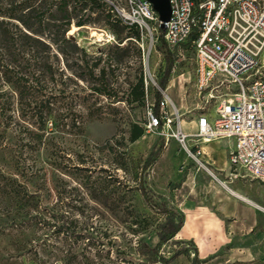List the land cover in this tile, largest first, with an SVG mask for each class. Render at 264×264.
Masks as SVG:
<instances>
[{"label": "rangeland", "instance_id": "obj_1", "mask_svg": "<svg viewBox=\"0 0 264 264\" xmlns=\"http://www.w3.org/2000/svg\"><path fill=\"white\" fill-rule=\"evenodd\" d=\"M17 1L0 0V27L15 29L11 23L16 21L6 14L13 12ZM50 1L46 0L48 6ZM103 1L98 9L88 1L85 8L72 11L69 4L73 19L65 34L84 50L88 63L99 55L100 64L110 63L105 66L104 79L111 94L131 99V87L141 74L144 97L140 103H127L93 92L90 85L97 80L76 75L83 71L74 63L81 54L68 47L61 54L48 38L46 60L52 72L34 73L39 82L29 75L24 83H13L30 70L21 55L8 64L10 80L0 79V264H148L138 254V246L140 242L157 243L156 233L165 214L150 208L139 184L143 182L153 202L172 206V190L191 167L219 181L233 176L234 186L264 208L263 181L242 175L240 168L236 176L232 167L218 169L226 161L231 139L203 143L196 134L194 121L200 113H213L220 91L214 89V97L209 98L198 90L191 47H169L175 60L161 93L172 119L169 126L147 128L164 67L158 32L151 37L140 31L139 40L124 41V49H116L115 41L127 29L109 27V6L129 24L124 17L127 2ZM78 16H87L88 22L75 26ZM47 33L54 37L52 28ZM9 60L10 55L0 47V66ZM40 100L48 102L41 106V119L33 108ZM132 123L141 125L143 134L129 141ZM28 129L43 133L41 143ZM182 134L185 137L180 141ZM162 140V153L143 169L144 160ZM196 143L203 149L199 155L203 165L190 155ZM10 187L15 194L18 191L15 197L6 193ZM182 244L186 245L168 240L159 254L168 258ZM172 259L155 264H172Z\"/></svg>", "mask_w": 264, "mask_h": 264}, {"label": "built area", "instance_id": "obj_2", "mask_svg": "<svg viewBox=\"0 0 264 264\" xmlns=\"http://www.w3.org/2000/svg\"><path fill=\"white\" fill-rule=\"evenodd\" d=\"M168 1L163 29L148 0H126L124 17L151 37L160 28L168 47L191 45L198 90L209 98L220 91L213 113L198 116L196 134L203 141L231 139L233 175L240 168L264 182V0ZM171 119L161 102L158 117L148 111L147 128L169 126ZM195 145L190 155L203 165Z\"/></svg>", "mask_w": 264, "mask_h": 264}, {"label": "trees", "instance_id": "obj_3", "mask_svg": "<svg viewBox=\"0 0 264 264\" xmlns=\"http://www.w3.org/2000/svg\"><path fill=\"white\" fill-rule=\"evenodd\" d=\"M88 1L92 3L91 6L97 9L101 8L105 3L103 0H51L48 6L46 0H18L16 6L12 10L13 12L6 14L7 17L12 18L16 21H13V23H11V25L15 29L10 30L8 29V27L6 28V25L0 27V47L6 50L11 57L9 63L0 66V79H2L4 82L10 80L7 77V73L9 72L8 64L12 63L14 61L13 59L17 55H21L22 60L27 66L30 67V70L28 71V74H19L20 76H18L17 79L13 81L14 84H20L22 82L24 83V81H27L29 79V75H31L32 80H34L35 82H39V76L34 74L37 71L44 74H50L52 72L50 66L51 63L46 60V51H48L49 46L45 38H48V41H52L56 44L57 50L61 54L64 53L65 47L70 48L73 52H79L81 54V56L75 57L77 60L74 63L78 68H83V71L79 72L76 75L82 80L96 79L97 83L90 85V89H92L93 92L107 96L112 95L113 97H119V100H124L127 103H130L131 101H137L138 103H140L144 97L143 77L141 74H139L136 81L131 87V93L133 96L131 99H129L128 96L124 98L116 96V94H111V92H109V90L107 89V83L104 79L106 74L105 66H109L110 63L107 62L106 65L100 64V55L94 57V61L88 63L84 50L77 45L73 38L66 36L65 33L66 31H68L73 19V16H71L68 12L69 4L71 6V10L73 11L75 9L85 8V6L88 4ZM49 7H54V9L48 10L50 9ZM109 10L110 11L106 22L109 27L115 29L120 25H123V27L127 29L126 34L123 37L117 38L113 46L116 49H124V41L131 42L132 39L139 40L140 28L136 24H125L119 14L113 9V7L109 6ZM87 22V16H78L73 21V24L79 27L86 24ZM0 24H3L2 20L0 21ZM50 28H52V30L54 31L53 38H51L49 36V33H47L48 29ZM158 39V49L162 53L164 59V67L161 75L157 79L158 88L155 90L154 101L151 105V110L156 117L159 116L160 105L162 102L161 90L166 87L175 60L174 52L171 51V49L163 41V32L160 28L158 29ZM185 45L191 47L189 43ZM11 85L13 84L11 83ZM21 85L22 87H25V84ZM45 101L46 103H43V101L40 100L33 106L35 115H38L40 119L42 118V112L44 111L43 107L41 106H44L48 103L47 100ZM2 107V104H0V110L2 109ZM38 128L44 129L42 126ZM28 130V134H31V136L37 143H41L43 133L30 129ZM142 134L143 127L137 123H132L130 126L128 140L134 141L138 139ZM163 148L164 143L162 140L159 145L154 148L146 157L143 162L142 168H149L162 153ZM174 187H178V183L175 184ZM8 189L9 190L6 193L9 194L10 197H15L18 194L17 190V194H15V190H13L11 187ZM139 191L150 208L157 212H162L165 214V218L163 222L159 224L156 233L158 238L157 243L154 246H149L144 242H140L138 246V254L145 258V263H167L180 253L189 254L190 248H192L191 264H199L200 260L197 257L196 249L191 246L190 242H186L187 245L182 244L181 246L176 248L168 258H164L159 254L160 246L168 240H171L182 226L183 214L174 206L167 207L158 205L153 202L145 186L143 185V182H140L139 184Z\"/></svg>", "mask_w": 264, "mask_h": 264}, {"label": "crops", "instance_id": "obj_4", "mask_svg": "<svg viewBox=\"0 0 264 264\" xmlns=\"http://www.w3.org/2000/svg\"><path fill=\"white\" fill-rule=\"evenodd\" d=\"M229 150L218 169L229 166ZM171 195L170 203L183 214L182 226L171 240L190 242L199 264H264V208L234 186L233 176L219 181L191 167ZM191 257L190 248L189 254L176 255L172 264H191Z\"/></svg>", "mask_w": 264, "mask_h": 264}, {"label": "water", "instance_id": "obj_5", "mask_svg": "<svg viewBox=\"0 0 264 264\" xmlns=\"http://www.w3.org/2000/svg\"><path fill=\"white\" fill-rule=\"evenodd\" d=\"M153 10L158 14L161 29L164 28V22L168 20L170 15V4L168 0H148Z\"/></svg>", "mask_w": 264, "mask_h": 264}]
</instances>
